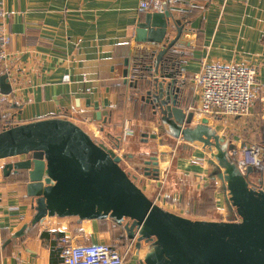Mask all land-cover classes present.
<instances>
[{
    "label": "crops",
    "instance_id": "1",
    "mask_svg": "<svg viewBox=\"0 0 264 264\" xmlns=\"http://www.w3.org/2000/svg\"><path fill=\"white\" fill-rule=\"evenodd\" d=\"M140 1L6 0L8 14L3 26L13 34V40L2 74H9L13 87L8 95L10 111L18 123L64 117L111 146L120 140L117 151L126 154L123 160L157 155L159 178L149 175L143 180L151 197L187 217L225 219L230 213L222 183L211 175L206 150L167 132L156 139L148 137L146 133L156 131V123L151 122L156 115L150 105L135 98L134 89L124 79L126 59L132 64L135 56H147L162 47L136 39L138 22L154 12L142 10ZM162 1L163 10L168 6L185 26L173 53L179 62L180 79L186 82L185 110L196 109L193 123L208 119L227 142L238 145V155L245 144L261 151L264 0ZM203 61L257 68L261 97L249 115L218 119L197 110L200 96L194 91L193 79ZM229 133L236 138L230 141ZM13 174L5 175L0 165V264H61L63 237L71 243L104 242L124 247L128 240L124 228L108 217L48 216L29 225L23 236L13 238L35 213L32 198L26 193L27 181L22 183ZM169 175L170 181L164 180ZM147 249L146 245L138 254L135 245L124 264H140Z\"/></svg>",
    "mask_w": 264,
    "mask_h": 264
},
{
    "label": "water",
    "instance_id": "2",
    "mask_svg": "<svg viewBox=\"0 0 264 264\" xmlns=\"http://www.w3.org/2000/svg\"><path fill=\"white\" fill-rule=\"evenodd\" d=\"M184 28L168 6L147 13L138 22L136 39L162 47L135 56L132 64L126 59L123 76L135 98L158 115L157 130L162 133H146L148 137L156 139L167 132L210 153L211 175L222 183L229 216L194 219L163 207L122 166L126 154L117 151L120 140L111 146L71 119L48 117L0 132V159L26 156L6 162L3 171L27 174L26 193L35 210L13 238L48 216L108 217L136 240L138 254L148 246L140 264H264V124L261 151L250 153L251 162L243 169L232 154L236 144L227 142L206 118L193 123L195 111L185 110L186 82L180 79L173 53ZM0 84L4 94L13 92L9 74H1ZM144 163V174L159 178V157L151 155Z\"/></svg>",
    "mask_w": 264,
    "mask_h": 264
},
{
    "label": "built area",
    "instance_id": "3",
    "mask_svg": "<svg viewBox=\"0 0 264 264\" xmlns=\"http://www.w3.org/2000/svg\"><path fill=\"white\" fill-rule=\"evenodd\" d=\"M163 7L162 0L140 1L142 10L162 11ZM7 14L6 0H0V77L2 64L8 56V47L13 40V34L7 32L3 26ZM193 81L194 91L200 96L197 110L216 118L247 116L261 97L262 84L258 79L257 68L252 65L203 61ZM8 97L2 92L0 84V132L19 124L12 112L4 109L6 102L8 103ZM189 110L196 111L195 108ZM228 137L230 141L236 138L233 133H229ZM257 148L256 146L250 148L245 144L240 150L242 155H238L239 148L236 144V149L233 150L234 153L232 152V154L238 158L240 166L244 169L251 162L250 153L259 154ZM135 245V239H131L122 248L119 244L104 242L71 243L66 237H63L61 246L63 260L61 264H124Z\"/></svg>",
    "mask_w": 264,
    "mask_h": 264
},
{
    "label": "rangeland",
    "instance_id": "4",
    "mask_svg": "<svg viewBox=\"0 0 264 264\" xmlns=\"http://www.w3.org/2000/svg\"><path fill=\"white\" fill-rule=\"evenodd\" d=\"M10 102H6V104H5V106H4V109H5V111H8V110H11L10 109V104H9ZM15 117V116H14ZM16 118V117H15ZM152 120H151V122H155L156 123V125H157V127H158V125H159V123H157L156 122V119H157V116H152ZM218 119L220 118V117H217ZM149 120V121H150ZM77 123V122H76ZM214 123H216V122H214ZM213 123V124H214ZM216 125V124H215ZM157 127L155 128L156 129V131L159 133H162L160 130L158 131L157 130ZM154 130V129H153ZM168 140L170 141V142H172L173 144L174 143H176V142H174L173 141V139H172V141H171V138H168ZM190 146V145H189ZM204 153H206L205 155H209L208 157H209V159H210V154H208V152L206 151V152H204ZM21 156H25V155H21ZM21 156H17V158L18 157H21ZM26 157V156H25ZM16 159V157H10V158H5V159H0V165H2V168H3V163L5 164L6 162H8V161H12V160H15ZM149 159V157H141L140 156V158H138V159H124V160H122V162H121V164H122V166L126 169V171H128L129 173H130V175L132 176V177H135L136 176V178H135V180H136V182L145 190V192L151 197V196H153V194L150 192V193H148L146 190H147V188H146V186L144 185V181L143 180H145V177H147V175H145L144 174V170H143V165H144V161H141L142 159ZM212 158V157H211ZM6 161V162H5ZM14 176H15V178H18L19 179V181H22V183H24L25 181H28V178H27V174L24 172V171H21L20 173H18V174H16V173H14L13 174ZM172 178V175H169L168 177H166V178H164V180H166L167 181V179H169V181H170V179ZM152 199H154L153 197H151ZM155 200V199H154ZM156 202H157V200H155ZM158 203V202H157ZM230 213V212H229ZM131 240V239H130ZM127 244V243H126Z\"/></svg>",
    "mask_w": 264,
    "mask_h": 264
},
{
    "label": "trees",
    "instance_id": "5",
    "mask_svg": "<svg viewBox=\"0 0 264 264\" xmlns=\"http://www.w3.org/2000/svg\"><path fill=\"white\" fill-rule=\"evenodd\" d=\"M178 68H179V70H180V67H179V66H178ZM180 71H181V70H180ZM129 241H130V239L128 238V240L126 241V243H128ZM126 243H125V244H126ZM125 244H124V245H125Z\"/></svg>",
    "mask_w": 264,
    "mask_h": 264
}]
</instances>
